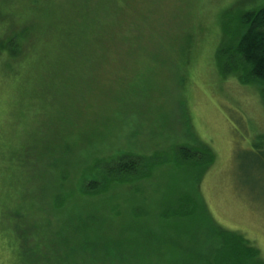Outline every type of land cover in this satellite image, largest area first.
I'll use <instances>...</instances> for the list:
<instances>
[{
    "label": "rangeland",
    "instance_id": "374dc122",
    "mask_svg": "<svg viewBox=\"0 0 264 264\" xmlns=\"http://www.w3.org/2000/svg\"><path fill=\"white\" fill-rule=\"evenodd\" d=\"M115 1L116 11L97 10L105 18L100 22L104 33L98 35L99 41L91 42L85 58L68 59L66 49H62L67 38L55 45L57 36L46 31L41 35L51 42L38 46L37 36L32 34L26 44L33 45V53L24 46L18 59L0 61L1 197L10 203L17 201L8 212L5 226L22 235L21 248L32 246V229L40 218L37 209L46 208L40 205V186L44 183L39 175L44 171L50 178L57 174L53 159L41 158L40 154L44 145L55 144L57 129L74 131L76 147L86 163L119 153L170 156L175 146L196 148L202 144L215 159L198 186L213 221L240 235L258 250L257 260L264 262V140L260 141L264 138V100L258 87L242 85L233 76H221L215 64V52L225 38L224 15L227 19L236 12L254 10L264 6V0ZM73 2L81 0H48L43 10L55 11V21L60 8L68 12L77 6ZM101 2L90 0L89 5L96 8ZM59 4L66 7L59 8ZM35 20L40 22V18ZM63 20L59 16V21ZM58 30L64 33V26H58ZM112 42L116 44L115 55L103 49ZM31 53L36 57H30ZM26 57L30 61L23 72L32 76L34 85L25 80L20 90L15 80L21 72L16 67ZM80 75L102 90H76L78 82L71 84L70 77ZM104 77L120 79L114 90L108 89ZM131 84L138 88L124 90ZM28 144L31 153L40 155L36 156L40 161L26 157L31 162H23L26 150L20 149ZM82 158L76 156L74 164ZM77 164L74 170L65 169V186H74L87 174L85 161ZM161 176L156 177V190L162 200L171 192L167 186L175 191L183 189L190 173L182 172L176 182L167 180L166 174ZM52 193L48 190L46 196L51 198ZM13 214H17L14 220L26 216L25 221H19L21 228L16 229L10 220ZM66 215L65 210L62 217ZM149 222L148 226L154 224ZM193 236L196 244L190 243L192 249L205 244L201 233L194 231ZM135 237H130L133 246L138 244L141 250L151 252L164 251L166 241L167 246L176 239L164 235L158 238L165 241L151 238L147 243V239ZM179 242L176 252L180 254L191 247L188 240ZM8 245L1 231L0 264H11L13 260Z\"/></svg>",
    "mask_w": 264,
    "mask_h": 264
},
{
    "label": "trees",
    "instance_id": "16d2710c",
    "mask_svg": "<svg viewBox=\"0 0 264 264\" xmlns=\"http://www.w3.org/2000/svg\"><path fill=\"white\" fill-rule=\"evenodd\" d=\"M47 1L0 0V61L7 63L18 59L23 54L24 46L33 53V45L26 44L32 34L37 36L38 46L51 42L52 40L44 41L45 35H41L46 31L57 36L55 45L57 42L61 44V38L66 37L65 47L62 49H66L67 58L72 61L81 60L90 51L91 42L99 41L98 35L104 33L100 22L105 18L97 10L118 9L115 0H101L96 8L89 5L90 0H81L78 4L73 2L77 6L67 9L68 12L60 8H65L66 5L59 4V16L64 20L59 21L58 16L53 21L55 11L43 10ZM89 8L94 10H87ZM37 18H40L38 24L35 23ZM225 18L226 14L222 22L225 38L215 52L218 71L225 78H237L242 85L258 87L264 100V6L236 12L230 18ZM60 25L64 26V33L58 30ZM115 48L114 42L109 47L103 46L106 53L113 55ZM32 53L29 56L35 58ZM29 61L26 57L16 67L22 74L15 80L20 90L23 89L25 80L32 87L34 85L32 76L23 72L27 70ZM24 74L29 77L24 79ZM76 77H70L71 84L78 82L76 90H102L81 75ZM104 80L107 81L108 89L114 90L120 79L104 77ZM137 88L131 84L124 90ZM74 136L72 130L57 129L53 141L55 144L50 142L42 147L41 158H52L53 169L57 174L50 178L44 171L39 175L44 183V186H40V198L43 200L40 205L46 208L37 209L40 218L39 224L32 229L31 247L21 248L22 235L4 224L8 212L17 201L10 203L1 197L4 188L0 178V232L2 231V235L8 240V246L12 248L11 264H264L257 260V249L240 235L220 228L213 221L198 191L201 179L215 160L208 147L202 144L196 148L175 146L170 156L155 154L146 157L119 153L108 159L93 158L86 163V157L76 147L75 142L78 140ZM262 140L264 138L260 139ZM29 146L30 144L20 149L26 150L22 154L23 162H31L26 157H31L33 161L37 155L40 156L31 153ZM30 154L33 156H28ZM76 156L83 158L74 164ZM84 161L85 166L88 165L87 174L80 181L78 179L74 186H65L68 182L65 169L71 170L78 166L77 163L82 165ZM2 164L0 162V166ZM52 165L50 164L51 168ZM182 172L190 173L184 188H177L175 191L174 187L167 186V190L171 192L161 200L158 194L160 191L156 190L159 188L156 177L161 178V175L166 174L167 180L176 182ZM153 179L154 183L151 185ZM48 190H53L51 198L46 196ZM2 200L9 204L2 203ZM65 210L67 215L62 217ZM17 214L10 218L15 222L16 229L21 228L19 221L26 220L25 215L14 220ZM150 220L154 223L152 226H148ZM194 231L205 238V244H198L199 250L192 249L196 244L193 242ZM22 232L27 235V230L23 229ZM164 235H174L176 238L167 246L168 240L166 241L164 251H143L139 248L140 245L133 246L130 240V237L136 236L135 239H147V243L151 238L165 241L158 238ZM117 237L124 240H112ZM182 239L188 240L190 246V243L193 244L180 254L176 249L180 248L179 241ZM207 251L210 253L205 254Z\"/></svg>",
    "mask_w": 264,
    "mask_h": 264
}]
</instances>
